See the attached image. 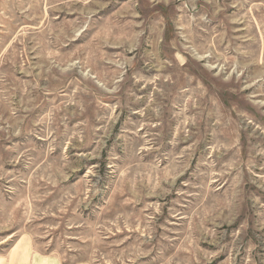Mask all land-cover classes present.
<instances>
[{
	"label": "rangeland",
	"instance_id": "obj_1",
	"mask_svg": "<svg viewBox=\"0 0 264 264\" xmlns=\"http://www.w3.org/2000/svg\"><path fill=\"white\" fill-rule=\"evenodd\" d=\"M264 264V0H0V264Z\"/></svg>",
	"mask_w": 264,
	"mask_h": 264
},
{
	"label": "crops",
	"instance_id": "obj_2",
	"mask_svg": "<svg viewBox=\"0 0 264 264\" xmlns=\"http://www.w3.org/2000/svg\"><path fill=\"white\" fill-rule=\"evenodd\" d=\"M27 253L28 252H26V254L24 253V256H22L21 260L15 262L14 264H32V262L30 261L32 259L27 255ZM52 262V260H44L41 264H53ZM55 264H58V262L56 261Z\"/></svg>",
	"mask_w": 264,
	"mask_h": 264
}]
</instances>
